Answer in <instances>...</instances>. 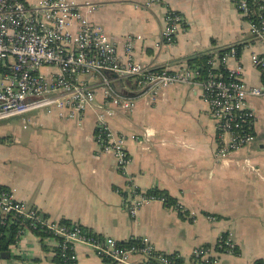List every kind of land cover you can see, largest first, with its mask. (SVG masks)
<instances>
[{"label": "crops", "instance_id": "0c3cea01", "mask_svg": "<svg viewBox=\"0 0 264 264\" xmlns=\"http://www.w3.org/2000/svg\"><path fill=\"white\" fill-rule=\"evenodd\" d=\"M139 1L78 0L97 6L88 19L103 28L121 58L125 36L141 38L133 43L136 62L171 70L198 53L246 42L239 57L228 61V69L241 67L247 85L262 84V72L251 56L263 54L264 46L250 42L236 0H164L136 9ZM167 7L186 22L172 44L160 41ZM119 82L129 84L126 78ZM247 107L254 114V139L218 157L214 124L198 88L174 84L154 102L137 97L131 113L108 106L109 127L139 139L126 141L130 162L125 175L116 170L111 155L97 153L96 109L87 110L81 120L41 113L27 121L2 119L0 187L51 220H68L120 242L147 237L157 250L183 260L193 249L210 246L214 264H264V97H249ZM129 179L141 189L166 192L184 213L152 202L131 218L116 190L124 189ZM226 234L236 253L215 248ZM75 251L77 264H113L84 245H76ZM9 254L0 264H55L54 242L31 231L20 234Z\"/></svg>", "mask_w": 264, "mask_h": 264}, {"label": "built area", "instance_id": "2783aa9c", "mask_svg": "<svg viewBox=\"0 0 264 264\" xmlns=\"http://www.w3.org/2000/svg\"><path fill=\"white\" fill-rule=\"evenodd\" d=\"M164 2L140 0L134 7L147 9ZM255 5L252 10L248 0L235 1L251 39L264 46V0H256ZM96 8L78 0H0V120L19 116L27 121L29 115L36 113L60 120H81L87 110L96 109L93 138L97 153L111 155L116 170L125 175L130 162L126 141L139 139L113 131L106 121L105 109L110 106L121 113H131L137 97L147 96L154 102L170 85L183 84L201 91L214 124L218 157L245 147L254 139V114L247 107V99L264 97V78L262 84L250 86L242 79L241 67L228 69V61L236 59L233 45L209 59L210 66L204 75L186 65L176 70L148 68L133 58V43L141 38L125 36L121 58L103 28L88 19ZM251 15H256L258 23L251 21ZM185 26L184 17L167 7L161 43L172 44ZM251 61L255 67L264 69V53L253 54ZM107 72L117 74L116 79H109ZM125 78L129 84L123 88L140 93L138 96L125 97L113 88L115 80ZM116 190L123 210L131 218L149 203L165 204L163 197L149 195L148 190L137 187L131 179L124 189ZM165 207L184 213L178 204ZM5 214L22 218L28 225L24 231L44 227L51 234L47 240L60 249L62 264H77L75 246L79 244L90 248L102 261L113 264L215 263L214 248L210 246L193 249L189 259L183 260L177 254L157 250L147 237L120 242L84 230L76 223L60 224V220L42 217L25 202L16 200L8 189L0 187V216ZM215 246L231 253L236 249L230 234L221 236Z\"/></svg>", "mask_w": 264, "mask_h": 264}, {"label": "trees", "instance_id": "16d2710c", "mask_svg": "<svg viewBox=\"0 0 264 264\" xmlns=\"http://www.w3.org/2000/svg\"><path fill=\"white\" fill-rule=\"evenodd\" d=\"M255 2L256 0H248L249 6L252 8V10L255 9L256 7ZM250 19L251 21L258 23V19L256 18V15L255 16L251 15ZM249 37H250V42H253L251 36ZM246 44H247L246 42H243L233 45L236 49V58L239 57L242 48ZM223 48L212 49L206 52H201L196 55H193L192 57L187 59L186 66L188 68L196 70L199 73V75H204L208 71L210 66L208 63L209 59L215 53L221 55L226 50ZM260 70L262 72V77L264 78V69H260ZM148 194L157 197H163L165 199V204H164L165 206L173 207L177 205L176 201H174V199L168 196V194L164 191L155 188L148 190ZM42 217L47 218L44 215H42ZM60 224L70 225L71 222L62 219L60 220ZM27 226L28 225L23 222L22 218L16 217L12 214H5L3 217L0 216V259L10 258V254H9L10 246L18 241L21 231H24L25 229L28 230ZM82 229L89 231L85 227H82ZM29 231H31L34 235L38 236L41 240H47V238L51 236V234L48 231H46V229L42 226H39L34 230L29 229ZM57 240L60 239L57 238ZM54 252H55V256L53 260L55 264H62L60 249L54 246ZM233 253H236V249H234ZM255 264H262V261L258 260L255 262Z\"/></svg>", "mask_w": 264, "mask_h": 264}, {"label": "water", "instance_id": "95a60500", "mask_svg": "<svg viewBox=\"0 0 264 264\" xmlns=\"http://www.w3.org/2000/svg\"><path fill=\"white\" fill-rule=\"evenodd\" d=\"M107 77L109 79H116L117 74L112 73V72H107ZM113 88L120 94L123 95L125 97H136L138 96L140 93H131L126 91L120 84L119 80L114 81V83L112 84Z\"/></svg>", "mask_w": 264, "mask_h": 264}]
</instances>
